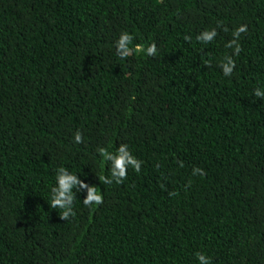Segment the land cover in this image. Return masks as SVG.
<instances>
[{
	"label": "trees",
	"instance_id": "trees-1",
	"mask_svg": "<svg viewBox=\"0 0 264 264\" xmlns=\"http://www.w3.org/2000/svg\"><path fill=\"white\" fill-rule=\"evenodd\" d=\"M258 88L264 0H0V264H264ZM121 144L140 171L104 184ZM60 167L103 203L76 184L63 220Z\"/></svg>",
	"mask_w": 264,
	"mask_h": 264
},
{
	"label": "clouds",
	"instance_id": "clouds-1",
	"mask_svg": "<svg viewBox=\"0 0 264 264\" xmlns=\"http://www.w3.org/2000/svg\"><path fill=\"white\" fill-rule=\"evenodd\" d=\"M247 31L246 25H241L234 33V37H239V34ZM217 35L215 29L211 31H204L200 36L197 37L203 43H208L212 41ZM185 39H188L186 37ZM133 37L128 32H122L119 36V39L116 41V54L120 58H126L130 55V53L134 50L139 51L143 50L148 56L156 55L157 48L155 44H151L146 49L142 48V46L137 45L135 49L130 47L132 43ZM235 45V53L238 54L240 51L239 45L236 42V39H233L227 47H232ZM223 74L225 76H230L232 74V69L235 67L234 62L231 58H227L226 62L222 64ZM254 95L257 98L264 99V91L261 89H256L254 91ZM81 134L77 132L75 134V142H81ZM99 155L108 162L112 161L111 165V179L107 177H99V179H103L104 184H110L113 181L116 183L122 182L124 178L127 176V172L129 168L139 172L141 168V161L138 160L129 150L128 145L121 144L120 147L116 150V152H109L105 148L98 149ZM202 174V170L196 168L193 170V174ZM79 184L80 187L88 188V195L83 201L85 206L96 207L103 203V195L99 187L93 186L89 187L81 181H78L76 178V174H68V170L64 167H60L57 170L55 177V187L52 188V198L50 207L52 209H60L62 213L60 217L63 220H68L70 216H74L75 213L73 211V202L74 196L71 192V189L74 185ZM196 259L198 264H211V258L203 253H197Z\"/></svg>",
	"mask_w": 264,
	"mask_h": 264
}]
</instances>
